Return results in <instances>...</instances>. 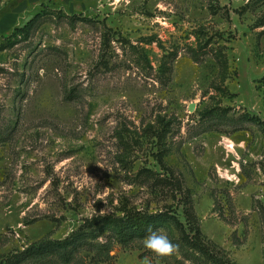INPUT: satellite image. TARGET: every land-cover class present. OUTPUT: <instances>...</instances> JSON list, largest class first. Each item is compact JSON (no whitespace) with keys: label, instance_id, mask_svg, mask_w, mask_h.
I'll use <instances>...</instances> for the list:
<instances>
[{"label":"rangeland","instance_id":"374dc122","mask_svg":"<svg viewBox=\"0 0 264 264\" xmlns=\"http://www.w3.org/2000/svg\"><path fill=\"white\" fill-rule=\"evenodd\" d=\"M1 45L0 256L191 202L219 255L264 264V133L241 119L264 123V0H0ZM143 241L97 264H192Z\"/></svg>","mask_w":264,"mask_h":264},{"label":"trees","instance_id":"16d2710c","mask_svg":"<svg viewBox=\"0 0 264 264\" xmlns=\"http://www.w3.org/2000/svg\"><path fill=\"white\" fill-rule=\"evenodd\" d=\"M41 19L42 12H38L22 27L16 28L15 32L27 35ZM198 47L190 50L191 57L195 61L200 58L198 52L199 49H203L202 43ZM0 48L6 47L1 45ZM218 61L222 64L223 70H226V58L219 57ZM260 81L264 83V76ZM66 97L68 96L66 95ZM241 119L258 124L264 133V123L259 117L245 113ZM5 132H1V134ZM0 136L4 137V135ZM190 203L184 206L186 223L170 210L149 212L131 207L122 209L121 213H98L91 218H86L80 227L62 239L44 237L20 251L0 256V264H97L109 262L114 258L111 251L115 244L129 247L133 243L144 240L151 231L168 228H173L178 232V237H170V239L178 245L177 252L192 264H233L219 255L205 241V236L201 232ZM81 252L90 253L88 261L80 256Z\"/></svg>","mask_w":264,"mask_h":264},{"label":"clouds","instance_id":"9594fccd","mask_svg":"<svg viewBox=\"0 0 264 264\" xmlns=\"http://www.w3.org/2000/svg\"><path fill=\"white\" fill-rule=\"evenodd\" d=\"M144 248L156 257L162 258L175 253L178 245L173 243L168 234L163 231H151L143 241Z\"/></svg>","mask_w":264,"mask_h":264},{"label":"water","instance_id":"95a60500","mask_svg":"<svg viewBox=\"0 0 264 264\" xmlns=\"http://www.w3.org/2000/svg\"><path fill=\"white\" fill-rule=\"evenodd\" d=\"M193 109H194V106L191 104V105L189 106V110H190V111H193Z\"/></svg>","mask_w":264,"mask_h":264}]
</instances>
